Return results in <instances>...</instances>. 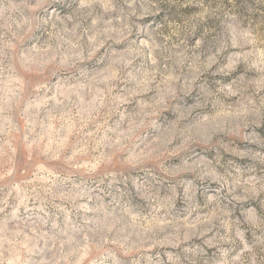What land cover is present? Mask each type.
I'll return each mask as SVG.
<instances>
[{
    "label": "clouds",
    "instance_id": "1",
    "mask_svg": "<svg viewBox=\"0 0 264 264\" xmlns=\"http://www.w3.org/2000/svg\"><path fill=\"white\" fill-rule=\"evenodd\" d=\"M0 264H264V0H0Z\"/></svg>",
    "mask_w": 264,
    "mask_h": 264
}]
</instances>
